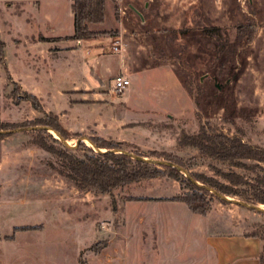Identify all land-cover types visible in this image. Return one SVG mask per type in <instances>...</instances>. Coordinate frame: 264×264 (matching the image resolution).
<instances>
[{
  "label": "rangeland",
  "instance_id": "obj_1",
  "mask_svg": "<svg viewBox=\"0 0 264 264\" xmlns=\"http://www.w3.org/2000/svg\"><path fill=\"white\" fill-rule=\"evenodd\" d=\"M8 2L0 0V31L5 42L4 58L0 59V123L14 124L6 130L14 132L0 140V236L8 235L12 241L0 239L3 264H119L122 260L123 264H159L168 263L175 250L184 254L194 246L188 234L195 225L185 219L188 210L183 204L163 214L166 219L183 220L188 231L183 234L155 222L160 215L154 209L134 207L133 223L123 233L129 239L125 247L126 241L117 233L126 201L140 196L180 197L190 190L167 177L118 187L109 194L91 188L79 190L60 174L62 160L32 144L36 132L42 131L33 129L39 128L36 122L40 119L50 123L57 117L68 134L64 140L50 131L41 133L54 149L61 146L52 140L69 149L82 143L94 153H105L88 141L99 137L113 144L123 141L126 143L116 145V154L139 155L163 172V165L156 163L170 162L149 157V153H164L184 166L180 171L174 169L190 182L195 181L191 177L195 175L232 187L238 196L225 197L264 210V205L248 200L244 194L248 187H234L224 178L234 175L253 184L258 174L255 165L264 169V164L243 161L245 168L232 166L202 155L186 141L203 130L238 137L247 145L264 149V112L260 113L264 107V0H204L203 15L197 9L185 14L183 1L115 0L116 26L126 33L134 30L145 47L135 55L132 46L128 48L131 59L126 64L133 73L122 94L113 92L114 78L101 85L84 62L91 55L88 49L91 53L102 50L110 69L117 72L120 61L111 50L112 35L82 39L83 48H78L72 37L50 40L49 47L58 44L66 48L59 53L50 49L43 56L27 41L31 27L26 19L37 14L42 25L48 15L50 24L59 21L67 30L72 21L68 2L37 0L14 9L7 8ZM111 19L114 21L113 16ZM208 26L226 33L232 45L228 54L218 55L214 42L199 34ZM48 32L57 33L50 28ZM20 83L37 97L41 111L26 99ZM84 83L101 96L92 107L75 105L78 95L73 89ZM82 153L73 154L81 157ZM207 198L209 210L220 205L225 211L237 212L240 223L235 230L259 233L264 245V213L223 203L215 195ZM230 216L227 211L217 217L227 220ZM217 217L210 213L203 223L210 224Z\"/></svg>",
  "mask_w": 264,
  "mask_h": 264
},
{
  "label": "trees",
  "instance_id": "obj_2",
  "mask_svg": "<svg viewBox=\"0 0 264 264\" xmlns=\"http://www.w3.org/2000/svg\"><path fill=\"white\" fill-rule=\"evenodd\" d=\"M106 0H73L71 9L73 13V35L75 40L85 38H95L100 35H113L116 31H94L90 30L89 24L101 23L105 17ZM183 35L187 34V30H180ZM200 35L211 39L215 44V50L218 55L228 54L232 45L228 42L226 33L219 27L208 26L203 27ZM0 59H3V43L0 42ZM26 99L31 101L33 108L41 111L39 101L36 96L25 93ZM37 127L49 128L60 135L64 140L68 139L67 132L61 128L58 118L55 117L52 122L40 119L36 122ZM14 124L0 123V132L13 128ZM43 131L36 132L35 140L32 144L38 146L43 151L58 157L63 161L60 174L68 181L72 182L79 190L91 188L101 194H109L112 190L137 183L143 180L154 179L158 177H167L171 180L185 185L190 193L180 197L172 198L171 201L184 203L190 212L199 215H205L210 208V200L207 197L214 195L206 189L198 187L184 177L178 170L170 166H161L164 171H159L156 167L139 160H134L125 154H116L119 150V143L113 144L101 138L90 139L91 143L99 149H105V153H94L91 149L79 143L75 149L63 147L58 141L52 140L54 144L60 145L61 149H54L48 145L43 138ZM7 135L0 134V140ZM187 145L196 148L202 155L213 157L214 159L227 162L232 166L245 168L243 161H252L256 164H264V149L252 147L245 144L238 137H229L225 134L210 133L207 134L203 130L200 134L193 138H186ZM83 152L81 157L75 156V152ZM141 158V156L137 155ZM149 157L165 158L170 163L177 164L182 169L184 166L172 159L164 153L158 154L156 151L150 152ZM257 176L253 184H249L241 177L234 175H224V178L234 187L245 186L248 191H244L248 200L252 203L264 205V169L255 165ZM198 183L206 185L216 190L223 196H238L239 192L232 187L219 185L213 181L203 179L200 176L191 175ZM218 199V198H217ZM140 200V199H136ZM220 200V199H219ZM221 201V200H220ZM226 203L224 201H221ZM252 236L259 238L263 242V238L259 233H251Z\"/></svg>",
  "mask_w": 264,
  "mask_h": 264
},
{
  "label": "crops",
  "instance_id": "obj_3",
  "mask_svg": "<svg viewBox=\"0 0 264 264\" xmlns=\"http://www.w3.org/2000/svg\"><path fill=\"white\" fill-rule=\"evenodd\" d=\"M32 1L37 2V0H9L6 6L7 8L10 9L16 8L18 4H21V7H25L24 3H29ZM66 1L68 2L67 5L68 17L72 19L70 23V27L67 30H65L64 27L61 26L59 21H57L58 23H56L55 25L50 24L48 15L46 16V18H44L45 19L43 21L44 24L42 25L39 24V21L42 19L38 20L39 17L37 16V14L29 15V17L26 19V23L31 27V34H30L31 39L30 40L27 39V41L32 44L31 45L32 49L34 48L37 52H39L43 56L50 49H55L56 52L59 53L60 51H64L66 48L63 45L59 47L58 44H54V47L53 46L49 47L48 42L50 40L52 42L58 40L63 41L65 40L66 37H71L73 35V13L71 9L73 0H66ZM114 1L115 0L113 1L106 0L105 17L103 22L88 25L90 30H94V31H110L112 29H117V33L111 36L110 41L112 42V46L114 44H119V43L122 44L121 52L116 53L119 55V61H120L119 69L117 72H113L110 69V67L108 66L109 59L107 57V54H105L102 50H100V53H98L97 51L91 53V51L88 49V52L91 55L89 56L88 60L84 59V62L87 64L90 74H92L99 81L101 85H103L106 80L115 78L120 74L127 77L130 81L131 78L130 75L133 73V69L131 66H128L126 64V60L131 59V57L128 55V48L129 46H132V50H133L132 52H134V55L142 50H145L144 44L142 43V39L140 38L138 33L134 34L135 33L134 30L130 31L129 33H126L125 32L126 30L116 26V20L113 14ZM144 1L150 2L156 0H144ZM165 1L186 2L185 14L188 13V10L190 9L192 10L197 9L202 13V15L204 13L203 12L204 0H157V2H165ZM35 6L36 8H38V4H35ZM172 8L175 9L177 8V6L174 4ZM0 10L2 9L0 8ZM112 16L114 18L113 19L114 21H112L111 19ZM100 26L101 27L103 26V28L100 29ZM48 28H50L51 30L57 33L54 35H49ZM0 42L3 43V46L5 45V42L1 38V31H0ZM75 43L77 44L78 48H83L84 41L82 39L75 40ZM88 43L89 41H87L86 44ZM3 58H4V54H3ZM8 72L10 74V77L14 79V81H19L12 76L10 71ZM20 86L23 91L31 93V91L26 89V87H24L22 83H20ZM73 91L76 92L78 95V97L74 100L75 105H85L88 107H92L94 102H98L101 99V96L98 94V91L94 87L86 83L74 87ZM262 110H264V107L262 108ZM262 110L260 113L264 112ZM116 143H126V142L117 141ZM175 197L176 196L149 198V197L140 196V197H133L135 198V200L126 201L123 206L122 215H121L122 227L117 233L119 237H121L126 241L125 247L128 245L129 239L127 236L123 235V233L126 230H128L127 228L128 225H131L133 223V219H131V216L133 215L134 207L136 208L142 206L143 208L146 209H154V211H156V213L160 215L155 220V222H158L159 224L161 223L163 226L174 227L173 229L181 232V234H183L184 231H186L187 233L188 232L186 230L187 225L183 220L176 217H172V218L168 217L166 219L163 215L164 211L166 212V210L168 209L171 210L172 208L174 209L179 207L182 208L181 205H183L184 203L171 201V199ZM138 198H148V201L142 199L136 200ZM219 206H214L205 215L194 214L190 212V210L186 206L188 211H184V215L188 217L185 219H187L188 221H192L195 225V229L194 228L191 229L190 234H188L189 236L188 241L189 243H194V246H191L193 247L192 250H186L184 254H182V252L175 250L171 258L169 259L168 263L161 261L159 264H264L263 242L259 238L252 236L251 233L235 230V227H238L239 226L238 223H240L239 214L231 210L225 211L223 207H219ZM125 208L127 209V212H124ZM129 208H131V210H129ZM227 211L232 213V217L230 216L229 219L226 220L224 218L217 217L222 215L223 212H227ZM188 212L193 214V216H203V219H197L198 217H190L191 215H189L190 213ZM213 212L216 214L217 218L213 219L210 224L208 223L204 224L203 220H206L208 214ZM138 220H139L138 222H141L143 218L139 217ZM210 226L211 229L209 228ZM10 238L12 237L8 235L0 236V239H3V241L6 240V242H11L12 240ZM120 255L121 257L124 258V255H122L121 253ZM0 264H3L1 254H0ZM119 264H123V260Z\"/></svg>",
  "mask_w": 264,
  "mask_h": 264
},
{
  "label": "water",
  "instance_id": "obj_4",
  "mask_svg": "<svg viewBox=\"0 0 264 264\" xmlns=\"http://www.w3.org/2000/svg\"><path fill=\"white\" fill-rule=\"evenodd\" d=\"M136 12L139 14L140 18L142 19V15H141L138 11H136ZM33 129L45 130V131H47V132H48V131H51V132L55 133V134L57 135V137L61 138L56 132H54L53 130H51V129H49V128L39 127V128H33ZM11 132H14V131H2V132H0V134H8V133H11ZM87 141H88V140H87ZM88 142L91 143L90 141H88ZM91 145H92V144H91ZM97 150H98V149H97ZM98 151L100 152V150H98ZM119 154H125V155H128L130 158H132V159H134V160H139V161H143V162H148L146 159H141V158H139V157H137V156L130 155V154L126 153V152H119ZM156 164L165 165V166H170V167H172V168H176V169H178L179 171L181 170L180 167L175 166V165H172V164H170V163H166V162H157ZM192 183L195 184V185L198 186V187H202V188L206 189L209 193L215 195V196H216L218 199H220L221 201L229 202V203H231V204H233V205H236V206H239V207H243V208H245V209H249V210L257 211V212H260V213H264V210H261V209H259L258 207L251 206V205H247V204L240 203V202H236V201H231V200L228 199L227 197L221 195V194L218 193V192L213 191L212 189H209V188H206V187H203V186L198 185V183L195 182V181H192Z\"/></svg>",
  "mask_w": 264,
  "mask_h": 264
},
{
  "label": "built area",
  "instance_id": "obj_5",
  "mask_svg": "<svg viewBox=\"0 0 264 264\" xmlns=\"http://www.w3.org/2000/svg\"><path fill=\"white\" fill-rule=\"evenodd\" d=\"M121 49H122L121 43L114 44L111 48L112 52L114 53H120ZM129 83H130L129 79L123 76L122 74H120L119 76L113 79V86H112L113 92L115 94H122L129 85Z\"/></svg>",
  "mask_w": 264,
  "mask_h": 264
},
{
  "label": "bare ground",
  "instance_id": "obj_6",
  "mask_svg": "<svg viewBox=\"0 0 264 264\" xmlns=\"http://www.w3.org/2000/svg\"><path fill=\"white\" fill-rule=\"evenodd\" d=\"M51 132V131H50ZM53 133V132H52ZM55 135V133H53Z\"/></svg>",
  "mask_w": 264,
  "mask_h": 264
}]
</instances>
